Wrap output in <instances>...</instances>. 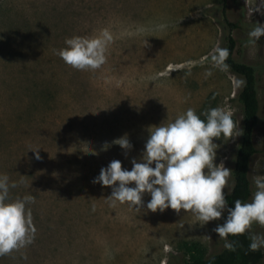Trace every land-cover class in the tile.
<instances>
[{
    "label": "rangeland",
    "instance_id": "374dc122",
    "mask_svg": "<svg viewBox=\"0 0 264 264\" xmlns=\"http://www.w3.org/2000/svg\"><path fill=\"white\" fill-rule=\"evenodd\" d=\"M254 4L0 0V173L16 183L10 199L35 197L26 205L33 243L0 256V264H185L184 243L200 244L209 257L225 249L214 228L224 223L226 210L204 225L191 210H148V193L139 211L127 202L110 206L105 198L112 187L94 180L113 160L130 170L142 157L149 126L189 107L197 114L223 107L242 129L244 79L210 57L215 47L227 48L231 36L235 60L257 74L255 191L253 178L264 174V37L252 44L248 32L264 24V8L250 15ZM104 30L112 43L101 68L81 71L58 55L66 38L99 37ZM125 134L132 145L127 150L112 143ZM213 140L219 145L215 163L233 170L241 135ZM226 187L225 194L233 186ZM250 231L264 234V226L254 222Z\"/></svg>",
    "mask_w": 264,
    "mask_h": 264
},
{
    "label": "clouds",
    "instance_id": "9594fccd",
    "mask_svg": "<svg viewBox=\"0 0 264 264\" xmlns=\"http://www.w3.org/2000/svg\"><path fill=\"white\" fill-rule=\"evenodd\" d=\"M262 8L264 0H255L249 14ZM248 37L250 43H257L264 37V24L256 23ZM111 43L108 30L102 31L99 37L77 35L65 39L66 47L59 49L58 55L75 69L96 70L107 62V48ZM228 54L227 48L215 47L210 57L219 64ZM148 131L142 157L132 161L130 170L122 168L120 160H113L95 178L94 182L112 187L110 196L105 198L110 206L127 202L139 211L145 206L143 197L148 193L151 197L146 203L148 210L163 212L171 208L178 213L191 210L204 225L221 218L226 210L224 223L214 228L218 237L224 239L226 249L234 250L236 246L235 241L227 239L229 235L246 232L250 250L264 247V234L250 231L254 222L264 226V174L253 178L255 191L250 202L236 199L234 206L228 207L224 189L230 182L234 186L233 170L223 162L215 163L219 145L213 138L230 139L242 134L240 121L233 119L231 111L217 106L197 114L189 107L170 122L149 126ZM112 143L125 150L132 147L127 134ZM104 147L107 149L109 145L105 143ZM14 187L16 183H10L8 175L0 173V256L23 248L35 239L31 209L26 207L35 197L26 194L10 199L9 190Z\"/></svg>",
    "mask_w": 264,
    "mask_h": 264
},
{
    "label": "trees",
    "instance_id": "16d2710c",
    "mask_svg": "<svg viewBox=\"0 0 264 264\" xmlns=\"http://www.w3.org/2000/svg\"><path fill=\"white\" fill-rule=\"evenodd\" d=\"M231 26L238 27L236 24ZM235 46V40L229 36L227 46L229 54L223 61L234 74L244 79V83L238 94V100L243 109V125L232 172L235 183L231 191L225 194L228 207H233L236 199L249 202L252 197L250 172L253 158L258 152L254 143V134L261 122V102L258 96L256 69L252 65L235 60ZM228 239L236 242L235 249L225 248L222 252L210 257L200 244L184 243L182 248L187 257L185 264H260L264 259V251L261 248L255 251L249 249L250 238L247 232L236 236L229 235Z\"/></svg>",
    "mask_w": 264,
    "mask_h": 264
}]
</instances>
